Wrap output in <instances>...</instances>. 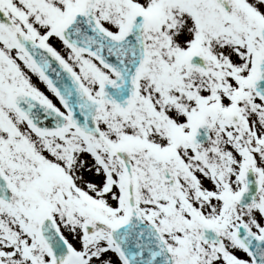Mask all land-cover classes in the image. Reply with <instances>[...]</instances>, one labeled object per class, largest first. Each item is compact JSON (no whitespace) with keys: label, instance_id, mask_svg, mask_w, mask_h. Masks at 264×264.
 I'll return each instance as SVG.
<instances>
[{"label":"snow or ice","instance_id":"snow-or-ice-1","mask_svg":"<svg viewBox=\"0 0 264 264\" xmlns=\"http://www.w3.org/2000/svg\"><path fill=\"white\" fill-rule=\"evenodd\" d=\"M0 264H264V0H0Z\"/></svg>","mask_w":264,"mask_h":264}]
</instances>
